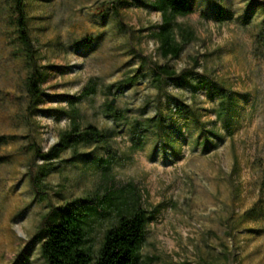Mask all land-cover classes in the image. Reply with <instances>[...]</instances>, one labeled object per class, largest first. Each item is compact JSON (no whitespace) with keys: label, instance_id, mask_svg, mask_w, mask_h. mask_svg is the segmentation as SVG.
I'll list each match as a JSON object with an SVG mask.
<instances>
[{"label":"rangeland","instance_id":"1","mask_svg":"<svg viewBox=\"0 0 264 264\" xmlns=\"http://www.w3.org/2000/svg\"><path fill=\"white\" fill-rule=\"evenodd\" d=\"M191 1L176 22L196 37L164 58L155 0H26L45 72L43 99L27 109L26 68L0 0V264H48L45 220L111 186L139 193L147 210L140 264H264V0ZM154 63L178 75L159 85ZM91 81L80 120L111 134L46 162L70 129L67 97ZM223 92L235 97L229 129L217 114ZM115 217L88 219L94 250Z\"/></svg>","mask_w":264,"mask_h":264},{"label":"trees","instance_id":"2","mask_svg":"<svg viewBox=\"0 0 264 264\" xmlns=\"http://www.w3.org/2000/svg\"><path fill=\"white\" fill-rule=\"evenodd\" d=\"M116 8L123 0H114ZM12 12L11 20L16 34L26 76L24 79L25 102L27 109H37L45 94L42 82L45 77L40 62L39 50L31 34L30 17L26 0H7ZM153 7L161 12V23L156 33L159 51L164 58H178L184 45L195 39V32L176 22L178 16H186L193 11L191 0H155ZM117 14H119L117 12ZM264 39V37L261 36ZM191 72H182L188 77ZM178 71L165 64L154 63V77L160 85L162 78L175 77ZM136 77H133V82ZM97 92V84L91 81L77 96L67 97L70 105V129L61 134L60 142L51 147L41 156L46 162L56 158L69 144L75 148L79 144L106 142L111 134L109 130L100 129L92 123L83 125L80 120L78 103ZM231 92H223L219 96L218 118L229 129L231 127V110L234 101ZM212 134L219 137L215 130ZM143 135V134H142ZM136 134L134 148L143 143V136ZM209 144H213L209 139ZM36 151V150H35ZM37 152L41 153L40 150ZM111 160H105V170H108ZM240 166L238 159L234 162V170ZM47 172H43L45 175ZM36 181V180H35ZM38 188H42L36 182ZM42 191V190H41ZM116 212L113 224L106 229L101 245L97 250L88 244L87 222L95 213L98 216ZM149 216L141 205V195L132 193L125 197L124 190L109 187L104 193L67 204L65 212L58 220L46 219L42 231L46 234L41 249L48 264H140V253L145 243Z\"/></svg>","mask_w":264,"mask_h":264}]
</instances>
